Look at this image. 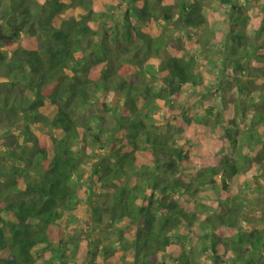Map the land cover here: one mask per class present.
Returning <instances> with one entry per match:
<instances>
[{"label":"trees","instance_id":"16d2710c","mask_svg":"<svg viewBox=\"0 0 264 264\" xmlns=\"http://www.w3.org/2000/svg\"><path fill=\"white\" fill-rule=\"evenodd\" d=\"M216 2L0 0V264H264V0Z\"/></svg>","mask_w":264,"mask_h":264},{"label":"rangeland","instance_id":"374dc122","mask_svg":"<svg viewBox=\"0 0 264 264\" xmlns=\"http://www.w3.org/2000/svg\"><path fill=\"white\" fill-rule=\"evenodd\" d=\"M206 3L209 5V7L212 9L213 12V20L208 22L209 25L211 26V28H217V30H220L217 34H219L220 36L222 34H224L227 29H228V24H223V19H225L227 17V14H225L224 11H222V9H220V5L218 2H216V0H206ZM207 5V6H208ZM206 6V7H207ZM215 9L217 10V12L215 11ZM227 20V19H226ZM176 31H178L176 34H178V36L181 37V41H182V45L180 47H184V43H185V39H186V34L182 31H179L177 28L178 26H175ZM249 35H252L249 33ZM195 38H198V36L194 35ZM175 48L179 47L178 46V41L175 40ZM215 50V49H214ZM188 53L190 54H194L195 53V48H188ZM170 52V51H169ZM213 57H217L220 56L219 52H213L212 53ZM157 61V59H155V57H150L149 58V62H153L155 63ZM214 70V69H213ZM151 85L153 87H157L159 85V81H152ZM211 99H216L215 96L211 95L210 97ZM207 99L203 100V101H199L197 103H195L194 105H192V109L195 112H203L205 107L207 106ZM242 194H245V191H242ZM246 195V194H245ZM85 210H81V209H76V214L81 218V220L86 219V214L84 212ZM94 235H96V232L94 233Z\"/></svg>","mask_w":264,"mask_h":264}]
</instances>
